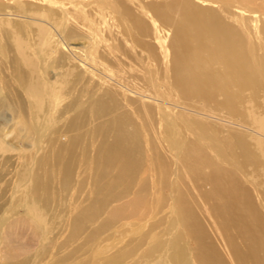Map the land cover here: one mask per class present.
I'll return each mask as SVG.
<instances>
[{"label": "bare ground", "instance_id": "obj_1", "mask_svg": "<svg viewBox=\"0 0 264 264\" xmlns=\"http://www.w3.org/2000/svg\"><path fill=\"white\" fill-rule=\"evenodd\" d=\"M231 1L0 0V33L16 43L0 42V146L30 166L15 171L11 198L21 195L0 217L5 232L27 203L40 215L22 224L61 226L68 242L90 228L86 246L122 208L149 210L147 233L104 264H124L145 243L165 264L193 251L203 264H264V41L257 25L253 44L213 10ZM189 182L205 189L212 222Z\"/></svg>", "mask_w": 264, "mask_h": 264}, {"label": "rangeland", "instance_id": "obj_2", "mask_svg": "<svg viewBox=\"0 0 264 264\" xmlns=\"http://www.w3.org/2000/svg\"><path fill=\"white\" fill-rule=\"evenodd\" d=\"M201 6V5H200ZM204 8V7H202ZM211 8V7H208ZM243 10L244 14L243 17H239L238 10ZM216 12L222 16V19L231 25L236 26L237 29L241 32L242 37L245 39H248V35L251 38L252 43H259L256 39V32L254 29V26H258V33L260 37H262V41H264V0H232L229 2V5L225 10L220 8H214ZM255 15L257 20H255L253 17ZM251 19H253L254 22ZM244 21L245 29L243 30L239 27V21ZM0 42L4 43L3 46H6L8 44L16 45L15 40L11 39V37L6 36L7 32L2 31L0 33ZM261 41V42H262ZM152 43H155L158 45L157 42L152 41ZM264 43V42H262ZM257 63L259 62L257 58L253 59ZM264 99V95H263ZM264 103V100L262 101ZM262 110H259V115L264 116ZM56 114V113H55ZM259 118V117H258ZM247 122H254L251 116H248L245 118ZM252 125H255L254 123H250ZM260 131V130H258ZM15 134L9 135L6 139L10 143H16L18 140L14 138ZM258 138V137H256ZM259 140H263L261 138H258ZM256 139V141H258ZM253 141V140H251ZM7 143V142H6ZM25 152L31 151L28 150H22ZM20 151L8 147L5 144L0 146V217L7 216L9 214V211L12 206V201H16L18 197H20L21 194L14 195L13 198H11V189L14 187V183L12 184V179L14 178L15 171L19 170V173L21 175H24L26 173L25 169H28L29 164L27 163V159L19 160L18 157L20 156ZM18 155V156H17ZM11 160V161H10ZM18 161V162H17ZM17 162V163H16ZM27 164V166L25 165ZM217 164L222 165L220 162ZM18 165L21 167L17 168ZM25 165V166H24ZM24 166V167H23ZM25 168V169H24ZM225 168H227L225 166ZM77 177H80V174L77 175ZM21 184V183H19ZM18 184V185H19ZM189 192L192 194L195 203L197 204V209L200 210L202 215L209 220V222H212L210 220V205L203 200V194L205 192L204 188H196L193 186L191 182H189L188 187ZM26 200V199H24ZM124 201H127V199H123L119 202H113L110 204L103 214L100 215L99 222L103 221L108 217V214L113 212L114 210H119L117 207H121V204L124 203ZM86 204V203H85ZM27 203H23L16 211V213L19 216H15L14 218L16 220H21L17 227H14V229L10 230V232H5L3 226L0 224V264L4 261H8L12 264H18V263H25V264H104L106 261L108 262L110 259V256L114 254L116 251L120 250L126 242H129L130 240H134L137 238H140V233H147L146 228H149L152 225L154 221H156L154 218L149 219L147 211L149 210H142L141 213L137 211L138 215L131 214L129 208L127 211H125L122 207L121 212L124 217L116 218L114 219L113 223L109 227L110 230L108 231H102L101 235L96 239L95 242H89L85 246V239L90 234V228L83 232L81 237L76 242H68V238L70 234L63 229L61 226L54 225L52 231L47 234L45 230L42 227H38L36 222H33L30 218L29 224H22V219L25 217V215L28 214V211L32 212L37 211L38 215L39 211L36 210L38 206L33 205L29 206ZM213 207V205H212ZM167 208H170L169 204H167V207L165 209V212L161 215L164 216V214H168L169 210ZM8 210V211H7ZM35 214V213H34ZM160 217V214H158ZM137 216V217H136ZM18 219H17V218ZM161 218V217H160ZM44 219H47L45 217H41V220H37L41 223H48V219L45 221ZM45 222H44V221ZM43 221V222H42ZM31 224V225H30ZM48 225V224H47ZM46 225V227H47ZM37 226V227H36ZM161 230V228L158 229V231ZM50 235V236H49ZM217 235V232H216ZM218 236V235H217ZM218 238V237H217ZM149 243L151 244L153 241L152 239H148ZM219 242L221 243L222 240L218 238ZM68 243L67 253L62 250L58 251L56 250L55 246L60 247L63 243ZM240 246L242 244L240 241H238ZM222 244V243H221ZM46 246V247H45ZM81 250L79 254L73 255L72 258L65 262L61 259L65 258V255H70L71 252L80 247ZM148 243L143 244L142 247L139 248L138 253L132 254V257L129 259H126L124 264H165L163 261V258L166 255V252H160L157 254H147L144 250L147 248ZM166 247V245H165ZM42 248H46L47 250L53 249L50 251L48 255H44L41 252ZM55 248V249H54ZM188 259L187 263L185 264H203L200 259L198 258V251H193V255L195 259L192 257L190 253L187 254ZM60 260V261H59ZM163 260V261H162ZM2 263V264H3ZM115 264V263H112ZM122 264V263H117Z\"/></svg>", "mask_w": 264, "mask_h": 264}]
</instances>
